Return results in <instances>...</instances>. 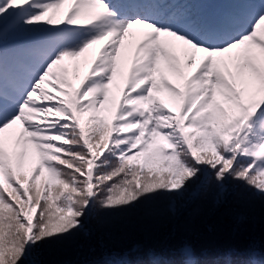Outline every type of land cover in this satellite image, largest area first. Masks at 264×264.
Wrapping results in <instances>:
<instances>
[{
  "label": "snow or ice",
  "instance_id": "obj_1",
  "mask_svg": "<svg viewBox=\"0 0 264 264\" xmlns=\"http://www.w3.org/2000/svg\"><path fill=\"white\" fill-rule=\"evenodd\" d=\"M229 195L264 202V0H0V264ZM146 255L103 264H264Z\"/></svg>",
  "mask_w": 264,
  "mask_h": 264
},
{
  "label": "trees",
  "instance_id": "obj_2",
  "mask_svg": "<svg viewBox=\"0 0 264 264\" xmlns=\"http://www.w3.org/2000/svg\"><path fill=\"white\" fill-rule=\"evenodd\" d=\"M160 211L161 202H146L103 228L90 218L87 235L81 232L45 245L41 259L44 264H103L109 250H123L133 260L146 261L149 250L166 255L178 244H189L211 262L228 251L234 260L246 259L243 253L252 244L264 248V202L258 199L240 203L229 195L225 202L214 205L201 196L175 219Z\"/></svg>",
  "mask_w": 264,
  "mask_h": 264
},
{
  "label": "rangeland",
  "instance_id": "obj_3",
  "mask_svg": "<svg viewBox=\"0 0 264 264\" xmlns=\"http://www.w3.org/2000/svg\"><path fill=\"white\" fill-rule=\"evenodd\" d=\"M160 207H162V206H160ZM160 213H163V212L160 211ZM127 231H128V230H127Z\"/></svg>",
  "mask_w": 264,
  "mask_h": 264
}]
</instances>
